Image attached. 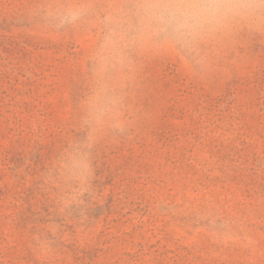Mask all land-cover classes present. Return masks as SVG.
<instances>
[{
	"label": "rangeland",
	"instance_id": "rangeland-1",
	"mask_svg": "<svg viewBox=\"0 0 264 264\" xmlns=\"http://www.w3.org/2000/svg\"><path fill=\"white\" fill-rule=\"evenodd\" d=\"M0 264H264V0H0Z\"/></svg>",
	"mask_w": 264,
	"mask_h": 264
}]
</instances>
